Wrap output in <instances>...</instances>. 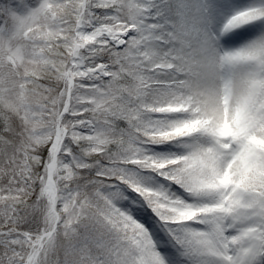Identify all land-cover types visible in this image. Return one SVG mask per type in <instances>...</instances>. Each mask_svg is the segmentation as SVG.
<instances>
[{
    "label": "snow or ice",
    "instance_id": "1",
    "mask_svg": "<svg viewBox=\"0 0 264 264\" xmlns=\"http://www.w3.org/2000/svg\"><path fill=\"white\" fill-rule=\"evenodd\" d=\"M0 264H264V0H0Z\"/></svg>",
    "mask_w": 264,
    "mask_h": 264
}]
</instances>
